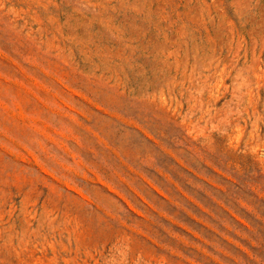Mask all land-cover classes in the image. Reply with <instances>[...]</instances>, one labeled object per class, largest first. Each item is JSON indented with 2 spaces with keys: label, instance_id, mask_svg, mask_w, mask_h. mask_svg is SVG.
I'll list each match as a JSON object with an SVG mask.
<instances>
[{
  "label": "rangeland",
  "instance_id": "rangeland-1",
  "mask_svg": "<svg viewBox=\"0 0 264 264\" xmlns=\"http://www.w3.org/2000/svg\"><path fill=\"white\" fill-rule=\"evenodd\" d=\"M0 264H264V0H0Z\"/></svg>",
  "mask_w": 264,
  "mask_h": 264
}]
</instances>
